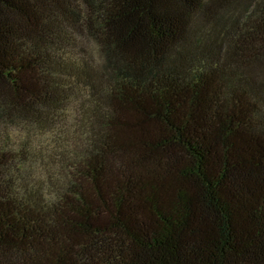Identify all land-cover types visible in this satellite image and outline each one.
Instances as JSON below:
<instances>
[{
	"label": "trees",
	"instance_id": "1",
	"mask_svg": "<svg viewBox=\"0 0 264 264\" xmlns=\"http://www.w3.org/2000/svg\"><path fill=\"white\" fill-rule=\"evenodd\" d=\"M0 264H264V0H0Z\"/></svg>",
	"mask_w": 264,
	"mask_h": 264
}]
</instances>
